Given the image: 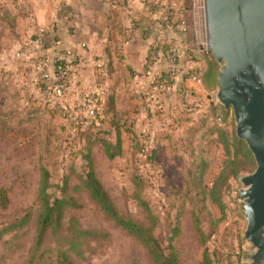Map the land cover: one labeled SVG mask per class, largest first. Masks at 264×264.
<instances>
[{
  "label": "rangeland",
  "instance_id": "rangeland-1",
  "mask_svg": "<svg viewBox=\"0 0 264 264\" xmlns=\"http://www.w3.org/2000/svg\"><path fill=\"white\" fill-rule=\"evenodd\" d=\"M185 7L189 47L198 50L206 72L210 67L216 72L207 100L210 106L218 104L220 108L209 125L216 123L230 133L236 132L233 110H226L215 99L220 65L208 50L204 0H186ZM56 62L59 63L58 58ZM45 68L50 66L42 65L36 73L44 72ZM13 77L18 94L10 89L0 91V116L9 117L13 109L24 112L30 106L46 105V97L37 90V85L24 84L18 75ZM88 99L84 98L83 105L92 104ZM49 101L50 107L59 105L58 98L51 96ZM223 110L229 112L228 119ZM159 111L153 112V124L141 125L137 131L141 147L151 145V150L156 146L154 160L141 159V148L128 136L123 154L113 159L98 144L94 147L98 177L123 217L152 228L165 247L172 240L180 264H200L205 251L213 252L216 259L220 256L219 264L247 263L244 253L249 251L250 243L243 238L246 222L238 192L239 178L253 172L256 166L230 179L222 191L221 208L210 196L228 158L220 138L203 126L191 141H185L184 127L172 130ZM67 114L54 118L47 113L41 121L34 116L22 126L26 127L23 130L0 127V187L11 189L12 201L8 210L0 207V264H26L31 255L43 205L40 196L43 168L49 171L47 192L52 199L71 197L78 205L67 207L62 228L48 233L37 251L36 264H67L61 261V254L70 247L73 234L69 227L73 219L83 228L101 231L83 241L82 256L67 251L75 264H155L148 249L109 219L89 196L83 181L87 165L78 154V138L59 128L60 124L70 127ZM44 120L50 121L53 132L39 127Z\"/></svg>",
  "mask_w": 264,
  "mask_h": 264
},
{
  "label": "crops",
  "instance_id": "crops-1",
  "mask_svg": "<svg viewBox=\"0 0 264 264\" xmlns=\"http://www.w3.org/2000/svg\"><path fill=\"white\" fill-rule=\"evenodd\" d=\"M1 3L16 14L18 35L3 39L0 64L13 76L22 78L24 84L38 88L41 80L54 84L58 73L56 58L65 52L74 54L68 60L70 83L59 99L66 113L93 114L96 103L91 101L86 106L82 101L89 95L102 99L112 78L121 73L117 45L132 68V92L122 90L125 100L120 107L138 109L136 131L141 125L154 123L155 109L167 116L164 122L173 130L182 127L176 124L175 116L186 108L184 101L193 109L189 113L192 118L208 107L209 88L192 79L194 73L203 72L205 63L198 50L189 47V39L178 25L186 0H0ZM38 27L46 29L41 53L46 59L44 65L50 66L40 73H36L42 66L37 59L27 62L16 57L23 42L35 35ZM154 42L159 47L154 50L150 70L147 62ZM180 43L182 47L178 46ZM176 46L184 49L180 57H174ZM109 64L114 71H109ZM78 103L84 108L79 109ZM127 136L130 139L124 134L125 140Z\"/></svg>",
  "mask_w": 264,
  "mask_h": 264
},
{
  "label": "trees",
  "instance_id": "trees-1",
  "mask_svg": "<svg viewBox=\"0 0 264 264\" xmlns=\"http://www.w3.org/2000/svg\"><path fill=\"white\" fill-rule=\"evenodd\" d=\"M17 27L18 23L16 14H14L13 10L6 4L1 3L0 54L5 48V45H3V39L18 35L16 34ZM117 49L120 52L118 68L121 70V73L112 78L113 83L105 92L102 99L98 98L93 114L88 116L77 115L75 120L67 114L70 127L67 128L66 125L60 124L59 128L65 131H70L71 134H74L75 137L78 138L80 146L78 154L81 155L87 165L86 172L83 175L85 188L91 199L100 206L106 216L113 220L119 227L125 229L130 236L138 239L148 249L155 264H180L179 253L174 247L172 240L169 242V245L165 247L159 241L157 236L154 235L152 228L132 219L125 218L120 214L111 195L96 172L94 159L95 145L102 144L107 157L113 159L114 157L123 154L125 148L124 134H127L130 136V139H133L135 143L138 144V149H142L141 139H139L135 129V120L138 109L128 110L120 107L121 103L125 100L122 90L125 89L128 93L132 92V81L130 78L132 68L125 62V58L119 45H117ZM114 70V67L109 64V71L112 72ZM205 72L206 70L204 69L202 73L203 83L209 88L212 79L216 78V72L212 67H210L206 73ZM13 78V74L4 69L0 64V91L10 89L18 94ZM52 85L53 83L41 80L39 88L37 86L42 92V96L44 98L46 97L47 101L45 106L37 104L35 105L37 107L30 106L25 108L24 112H20L18 109H13L8 113L9 117L0 116V127L7 128L8 130H23L26 127L22 126L34 116L41 121L43 117L46 118L45 115L47 113L54 118L57 115H65V110L60 104L56 105V107H50L51 104L48 103L52 96L49 87ZM185 103L186 101L183 102V106L186 108L179 110L175 116L176 124H180L182 128L184 127L186 132L184 134L185 141H191L197 130L206 126L208 128V133L213 135L217 134L224 145L225 153L228 158L225 160L224 167L216 179L214 188L210 192L212 200L223 208L224 204L221 199L223 189L228 187L231 178H237L241 173L247 172L251 168H255L256 163L254 155L249 149L247 143L242 139H239L235 131L230 133L228 130L217 126L216 123L211 125L212 127L209 125L210 120L218 114V108H220L218 104H213L212 106L208 104V107L203 110L197 118H192L189 117V113L193 109H191V106L185 105ZM223 112L225 114V119H228L229 112L225 110H223ZM158 114H161L160 111ZM166 118L167 116L164 115L163 120ZM217 123L220 124L219 121ZM39 127L53 132L50 121L44 120L40 123ZM232 147H235L234 150H232ZM156 149L155 146L150 150L146 161L154 160ZM49 186V171L48 169L43 168L40 195L43 202L42 212L38 220L35 245L26 264H36L37 251L44 244L48 233L57 232L62 228L67 207L78 205V203L71 197L61 196L52 199L47 192ZM10 191L11 189L7 187H0V207L2 210H8L12 204ZM69 229L73 236L70 238V247L61 254V261L66 262L67 264H75L67 251L76 252L78 255L82 256L83 250L80 245L83 241H85L86 238L98 236V234H101V231L83 228L76 219L72 220ZM221 260L220 256L216 259L213 252L205 251L200 264H219Z\"/></svg>",
  "mask_w": 264,
  "mask_h": 264
},
{
  "label": "water",
  "instance_id": "water-1",
  "mask_svg": "<svg viewBox=\"0 0 264 264\" xmlns=\"http://www.w3.org/2000/svg\"><path fill=\"white\" fill-rule=\"evenodd\" d=\"M208 50L220 67L215 99L233 110L256 169L240 176L247 263L264 264V0H204Z\"/></svg>",
  "mask_w": 264,
  "mask_h": 264
},
{
  "label": "built area",
  "instance_id": "built-area-1",
  "mask_svg": "<svg viewBox=\"0 0 264 264\" xmlns=\"http://www.w3.org/2000/svg\"><path fill=\"white\" fill-rule=\"evenodd\" d=\"M178 25L183 33L188 31L186 10L180 11V14L178 17ZM45 34H46V29L44 27H38L35 35H33L32 37H30L29 39L23 42L20 49L16 53V57L19 59L25 60L27 62H32V61H35V59H37L40 64L44 65V63H46V59L44 55H42L41 52L45 47V43H44ZM178 46L182 47V44L180 43V45ZM158 47H159L158 42H154L152 44V53L149 56V59L147 62V65L150 70L153 69V62L155 60L154 50L155 48H158ZM179 47L177 46L174 47L173 49L174 57H180L181 50L179 49ZM73 56L74 54L72 52H65V53H62V55L58 57L59 63H57V72H58L57 81L52 86L49 87L51 90L52 96L55 98L60 99L65 95L66 87L69 85L70 79H71V74H70L71 70H70V65H69L68 60L72 59ZM192 79L200 84H204L202 73H194L192 75ZM85 99L87 100L88 98H85ZM88 100L90 102L92 101L96 103L98 98L97 97L93 99L89 98ZM76 106L79 109H81L82 105L78 103ZM68 115L74 120L77 118V116H74L70 113H68ZM218 120L220 121L221 118H218ZM150 146L151 145L142 147L141 149V152H140L141 159H143L144 161H146L147 155L150 153V148H151Z\"/></svg>",
  "mask_w": 264,
  "mask_h": 264
}]
</instances>
